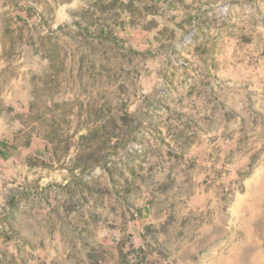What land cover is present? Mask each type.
<instances>
[{
    "label": "rangeland",
    "instance_id": "374dc122",
    "mask_svg": "<svg viewBox=\"0 0 264 264\" xmlns=\"http://www.w3.org/2000/svg\"><path fill=\"white\" fill-rule=\"evenodd\" d=\"M0 264H264V0H0Z\"/></svg>",
    "mask_w": 264,
    "mask_h": 264
}]
</instances>
